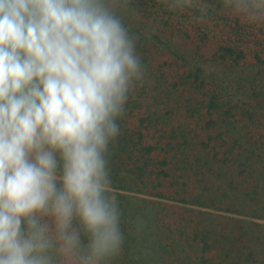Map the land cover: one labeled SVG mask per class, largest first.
I'll list each match as a JSON object with an SVG mask.
<instances>
[{"label":"clouds","instance_id":"clouds-1","mask_svg":"<svg viewBox=\"0 0 264 264\" xmlns=\"http://www.w3.org/2000/svg\"><path fill=\"white\" fill-rule=\"evenodd\" d=\"M222 2L264 22V0ZM127 3L0 0V264H110L122 250L106 155L144 75L118 15Z\"/></svg>","mask_w":264,"mask_h":264},{"label":"trees","instance_id":"trees-1","mask_svg":"<svg viewBox=\"0 0 264 264\" xmlns=\"http://www.w3.org/2000/svg\"><path fill=\"white\" fill-rule=\"evenodd\" d=\"M173 12L163 0H128L127 6L122 7L118 15L129 35L136 38L130 19L134 14H165L175 18ZM184 35L187 36L186 29ZM142 38L144 36L139 37ZM220 52L223 53V58L243 56L229 46L222 47ZM172 54L184 65L187 64L186 56L176 50ZM200 69H195L196 73L193 71L182 76L181 82L171 88H161L160 85L154 87L152 92L156 95L151 97L152 103L147 105L146 100L142 99L146 89L143 88L139 93L137 87L140 82L135 83V87L128 94L124 112L117 119L120 132L109 143L106 159L109 179L121 213L120 229L124 243L120 253L129 256L131 251L182 250L198 253L200 257L191 258L197 264H264V223L256 222L257 219L264 221V148L247 146L236 158L231 156L232 150H228L222 160H218V152L213 160L209 157H198L197 162L202 169L197 181L200 189L194 187L192 192L197 193L193 194L190 192L191 178L186 173L180 176L172 173L174 171L171 167L177 161L173 163L171 158L176 155L171 157L168 154L176 147L160 141L156 146H146V137L150 131L163 123L167 124L166 119H174L179 113L181 107L178 102L182 97L179 94L180 86H204L205 79L202 78ZM156 78L150 77L152 82L148 84V88L161 82L160 78ZM192 101H184L188 117L201 118V106L204 102L197 100L191 104ZM218 101L217 96L210 99L206 107L210 113L220 108ZM196 103L198 107L193 105ZM223 114L227 117L235 115L231 110H225ZM130 115L138 117L139 130L134 131L128 127ZM158 131L154 130L156 133ZM203 146L207 147V144L204 143ZM156 153H164V159L155 160ZM55 155L59 175L63 161L59 152ZM238 160L239 167L243 166L242 172L236 173L237 168L230 171L229 177L228 171L223 175L222 166L227 163L236 164ZM180 163L189 165L190 169L193 167L187 159ZM216 166L220 167L218 171H215ZM239 175L244 178L246 187L238 180ZM164 181L170 182L169 187L173 189L170 194L165 189L167 186ZM216 181L220 183L217 184ZM57 186H62L59 181ZM73 227L80 229L78 219H74ZM81 241L84 246L88 243V237L82 230Z\"/></svg>","mask_w":264,"mask_h":264},{"label":"rangeland","instance_id":"rangeland-1","mask_svg":"<svg viewBox=\"0 0 264 264\" xmlns=\"http://www.w3.org/2000/svg\"><path fill=\"white\" fill-rule=\"evenodd\" d=\"M172 14L176 17L170 18L165 14H134L130 18L136 36V53L144 69L143 79L138 81L140 83L137 90L141 93L145 88L142 99L146 100V105L151 104V97L156 95L152 92L154 87L160 85L161 88H171L181 82L182 76L193 71L196 73L197 68H201L204 86H180L179 94L182 97L178 102L181 107L179 113L174 119H166L167 124L163 123L154 129L159 130L157 133L152 130L146 137V146H156L160 141L176 147L168 154L171 157L176 155L171 158L173 163L177 161L171 167L174 171L172 173L179 176L186 173L191 178L190 192L194 194L197 193L192 192L194 187L200 189L197 181L200 179L198 174L202 172L197 162L198 157L213 160L218 152L217 158L222 160L228 150H232L231 156L236 158L247 146L264 148V22H250L230 13L222 0H197L195 6ZM184 29L187 36L184 35ZM141 36L144 38L139 39ZM225 46L234 47L243 56L223 58L220 49ZM168 50H176L186 56L187 64L177 60L172 51ZM151 76L160 78L161 82L148 88V84L152 82ZM213 96L218 97L220 108L210 113L206 107ZM187 99L193 100L191 104L197 100L204 102L201 106V118L188 117L184 104ZM193 105L198 107L197 103ZM225 110H231L235 115L227 117L223 114ZM129 117L128 127L134 131L139 130L138 117ZM204 143L207 147L203 146ZM154 157L155 160H163L165 154L156 153ZM185 159L193 164L191 169L189 165L180 163ZM239 162L240 160L236 164L227 163L222 166L223 175L228 171L229 177L230 171L237 168L236 173L240 174L243 166L239 167ZM215 168V171L220 169L218 166ZM238 180L246 187L242 175H239ZM164 182L167 186L165 189L170 194L173 191L169 187L170 182ZM256 222L264 223L258 219ZM192 257L195 259L200 255L182 250H142L131 251L129 256L120 253L110 264H197L191 261Z\"/></svg>","mask_w":264,"mask_h":264}]
</instances>
